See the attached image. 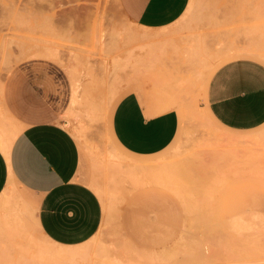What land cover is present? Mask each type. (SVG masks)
I'll use <instances>...</instances> for the list:
<instances>
[{
    "label": "rangeland",
    "instance_id": "obj_1",
    "mask_svg": "<svg viewBox=\"0 0 264 264\" xmlns=\"http://www.w3.org/2000/svg\"><path fill=\"white\" fill-rule=\"evenodd\" d=\"M54 1L51 0V10H43L48 5L45 0L25 3L34 12L25 23L0 22V118L6 115V128L14 129L12 140L22 125L4 105L3 87L15 67L42 59L21 51L23 44L37 42L50 44L52 50L57 48L60 55H65L62 59L59 52L55 51L56 55L51 50L50 59L57 61L54 55L61 58L57 62L68 73L72 89L70 101L65 100L54 114L56 120L84 143L134 158L115 145L108 132L113 107L129 87V69L134 74V84L141 86L144 79L151 81L164 107H172L170 102L174 101L179 112L180 125L174 140L151 156L164 155L169 160L191 157L192 167L187 178L158 182L144 179L137 185L130 183L124 166L117 172H104L106 193L99 195L104 216L96 239L112 248L118 264H144L147 260L138 255L146 251H166L167 258L174 256L158 264H264V184L259 183L257 170L264 162V124L245 131L229 129L212 118L204 101L206 79L218 64L240 50L255 49L264 57V0H211V6L207 3L210 0H191V10L187 9L162 36L180 45V50L169 51V62L186 58L196 63L191 81L176 83L166 82L168 74L162 70L167 67L161 66L158 76L149 71L136 74L129 67H134L128 64L131 62L125 64L129 53L134 62L139 55L133 52L148 41L145 31L123 14L118 0ZM65 12L73 17L69 26L67 18H62ZM45 17L51 18V29L41 26ZM134 33L135 37L127 39ZM111 35L118 41L116 47L108 48L104 42ZM9 59L13 60L11 64ZM117 60L123 69L118 68ZM42 72L50 76V62ZM168 97L172 101H164ZM148 98L143 100L150 101ZM236 134L250 135L244 141H227ZM224 149H233L236 155L220 158L217 154ZM252 149H258L260 156L256 157ZM89 171L90 159L86 158L84 176ZM110 174L119 178V187L111 203L113 208L108 209L112 195ZM12 215L22 219L23 229L27 221L32 234V213L26 206ZM23 238V254L30 256L35 244L29 233ZM85 263L104 264L94 245ZM19 264L31 263L24 259Z\"/></svg>",
    "mask_w": 264,
    "mask_h": 264
},
{
    "label": "crops",
    "instance_id": "obj_2",
    "mask_svg": "<svg viewBox=\"0 0 264 264\" xmlns=\"http://www.w3.org/2000/svg\"><path fill=\"white\" fill-rule=\"evenodd\" d=\"M118 2L123 14L145 31L144 38L148 41L138 47L135 54L139 53L143 61L149 58L150 63L145 61L146 65L140 67L138 64L142 61L135 56L139 63H128L134 65L129 67L136 74L149 71L151 75L160 76L161 66H172L173 70H162L168 74L166 82H190L196 63L186 58L169 62V51L180 50V45L172 40L170 44L162 36L166 34L165 29L186 14L191 0ZM161 43H166V48L163 45L166 51L159 46ZM156 44L161 53L153 51L158 50ZM229 57L206 79L207 110L212 118L229 129L258 128L264 124V57L251 52H238ZM37 58L42 59L25 61V66L15 67L3 87L2 101L22 128L7 151L0 147V262L19 264L29 259L31 264H84L94 245L104 264H118L112 248L96 239L104 216L100 196L106 193V182L102 175L107 171L117 172L124 166L133 185L144 179L158 182L187 178L192 167L191 157L169 160L164 155L151 156L174 140L180 125L178 109L169 97L164 101H172L173 106L164 107L166 104L161 102L160 93L151 88V81L144 79L141 86L134 84V74L128 69L129 87L114 105L108 132L115 145L134 158H124L120 151H101L97 145L78 140L56 120L54 114L58 108H62L65 100L70 101V78L57 61ZM49 62L50 76L42 72ZM146 96L150 101L143 100ZM247 136L236 134L227 141L236 143L246 140ZM253 149L256 157L260 156L258 149ZM217 155L230 159L236 153L233 149H224ZM86 158L90 159V171L84 176ZM258 166L259 183L264 184V162ZM118 180L110 174L108 183L112 195L108 209L113 208L111 203L116 198ZM25 206L32 213V234L27 221L23 229L22 219L12 218L14 212ZM28 233L35 244L30 256L23 254V237ZM141 253L151 255L144 264L174 258H167L166 251Z\"/></svg>",
    "mask_w": 264,
    "mask_h": 264
},
{
    "label": "bare ground",
    "instance_id": "obj_3",
    "mask_svg": "<svg viewBox=\"0 0 264 264\" xmlns=\"http://www.w3.org/2000/svg\"><path fill=\"white\" fill-rule=\"evenodd\" d=\"M45 1H47L48 2V5L47 6H45V8L43 9V10H51L50 9V7H51V3L53 2H51V0H45ZM56 1V3L57 2H59L60 4H63L64 2L62 1V0H55ZM54 1V2H55ZM67 1V0H66ZM65 1V2H66ZM207 1V0H206ZM33 2V0H0V22H3L4 24H6L7 22H13V23H15L16 25H19V24H21V23H25V22H27V21H29V20H31L30 18H31V16H33L34 14V12H33V10H32V7H28V6H26V5H24L25 3H28V4H30V3H32ZM58 3V4H59ZM207 3H209L210 4V6H211V0L209 1V2H207ZM216 3V2H215ZM245 3V2H244ZM53 4V3H52ZM59 4V5H60ZM203 4V3H202ZM57 5V4H56ZM194 5V4H193ZM207 5V7L209 8V6H208V4H205V6ZM242 5H244V4H242ZM202 6V5H201ZM205 6H202L203 7V9H204V7ZM241 6V5H240ZM58 7V6H57ZM196 7V6H195ZM197 7H199L200 8V6H197ZM201 7V8H202ZM248 7H249V5H248ZM51 8H54V7H51ZM56 8V7H55ZM191 8H192V6L190 7L189 6V8H188V10H191ZM203 9H199L200 11L199 12H202L203 11ZM250 9V8H249ZM42 10V11H43ZM91 10V9H90ZM207 10H209V9H207ZM210 10H212V9H210ZM243 10V9H242ZM197 11H198V9H197ZM214 11V10H213ZM91 12V11H90ZM198 12V13H199ZM204 12V11H203ZM213 13V12H212ZM202 14V13H201ZM208 15L210 14V12L208 11V13H207ZM207 14H205V15H207ZM241 14V13H240ZM204 14L202 15V17H204L205 16ZM201 17V16H200ZM207 19L209 18L208 16H205ZM64 20L67 18V24L65 23V21H64V23L66 24V25H68L69 26V23L73 20V17H71L70 16V14L68 13V12H65L64 14H63V17H62ZM206 19V20H207ZM211 19H212V17H211ZM50 20H51V18L50 17H45L44 18V21L41 23V26L43 27V28H48V29H51V27H50ZM209 20V19H208ZM204 22V21H203ZM67 30H68V28H66ZM117 29V28H116ZM122 29V28H121ZM126 31V30H125ZM127 31H129V29L127 30ZM138 32V31H137ZM140 33V32H139ZM137 34H132V35H130V36H128L127 37V39H132L133 37H135ZM109 38H111V39H108V40H110V41H108V40H106L104 43H105V45H107V47L108 48H110V47H112L113 48V46H115L116 47V44H117V41H118V37L117 36H115V35H111V37L109 36ZM138 38H140V37H138ZM130 39V40H131ZM137 39V38H136ZM173 40V39H172ZM166 41H168V40H166ZM122 43H123V41H121ZM160 42V41H159ZM172 41L170 40V44H172L171 43ZM124 44V43H123ZM127 44V43H126ZM145 44H148V43H145ZM151 44V43H150ZM149 44V45H150ZM165 44V48L167 47L166 46V43H161V45H159V46H161V48H163V45ZM178 44V43H177ZM154 45V44H153ZM196 45V44H195ZM158 45L156 44V48L158 49V47H157ZM145 46H143V48H144ZM150 47H152V45L150 46ZM149 46H148V48H150ZM177 46H175V48H176ZM194 47V46H193ZM209 47V46H208ZM153 48H154V46H153ZM152 48V49H153ZM161 48H160V50H161ZM165 48H163V49H165ZM29 50L27 53H26V50ZM53 48H51V45L50 44H42V43H37V42H31V43H26V44H23L22 46H21V51H22V53H24V54H26V55H30V54H32V55H34L35 57H46V58H51V50H52ZM56 49L57 48H54V50H52V52L54 53V54H56L55 53V51H56ZM195 49H196V47H195ZM199 49V48H198ZM137 50V49H136ZM135 50V51H136ZM167 49H165L164 51H166ZM200 50H202L201 48H200ZM135 51H134V53H135ZM154 52L156 51V52H158L159 51V49L158 50H153ZM152 51V52H153ZM161 51H163V50H161ZM198 51V50H197ZM57 52V51H56ZM59 52V51H58ZM57 52V53H58ZM133 52V51H132ZM144 52V51H143ZM151 52V51H150ZM154 52H153V54H154ZM156 52H155V54H156ZM236 52H238V51H236ZM239 52H251V53H256V54H260L259 53V51H255V49L254 50H240ZM133 53V54H134ZM159 53H161L160 51H159ZM196 53V52H195ZM53 54V55H54ZM130 54V53H129ZM137 54H139V53H136V55ZM143 54V53H142ZM23 55V54H22ZM57 55V54H56ZM59 55H60V52H59ZM160 55V54H159ZM261 55V54H260ZM63 56H65V55H62V53H61V55H60V57L62 58V59H65V58H63ZM124 56V55H123ZM123 56H122V58H123ZM130 56V55H129ZM150 56V55H149ZM149 56H147V57H149ZM53 58L54 57H56V60L58 61V60H60L59 58H58V56H52ZM140 57V56H139ZM139 57H136V58H138V60H141L142 61V63H140V65L138 64V66H140L141 67V65H146V62H149V61H147L149 58H147V60L145 59V61H143L142 59H141V57L139 58ZM154 57H156V56H154ZM159 57V56H158ZM128 58H130V57H128ZM127 58V60H129ZM152 58V57H151ZM200 58V57H199ZM119 59V58H118ZM123 59H125V58H123ZM122 59V60H123ZM155 59H157V57L155 58ZM126 60V63L125 64H127L128 62H131L132 64L133 63H135V65H136V62H138L139 63V61H137V60H134V62L132 61V59L130 58V61H127ZM151 60H153V58L151 59ZM13 60H8V64H11V62H12ZM64 61V60H63ZM117 63L118 62H120V61H116ZM152 62V61H151ZM61 63V62H60ZM116 63V65H119V63L117 64ZM122 63V62H121ZM120 63V64H121ZM150 63V62H149ZM153 63V62H152ZM151 63V64H152ZM156 64V63H155ZM121 65H123V64H121ZM121 65H119L120 66V69H121V67H122V69H123V66H121ZM131 65V64H130ZM115 66V65H114ZM126 66V65H125ZM124 66V67H125ZM148 66H149V64H148ZM133 67V66H132ZM143 67V66H142ZM144 68V67H143ZM113 69H116V68H113ZM139 70V69H138ZM112 71V70H111ZM114 73V72H113ZM118 74V73H117ZM166 87V86H165ZM116 102V101H115ZM114 108V107H113ZM4 115H5V113H3ZM5 119H7V117H6V115H5ZM5 119H1L0 118V147L4 150V151H7L8 150V148H9V146H10V143H11V141H12V135H13V132H14V129H12V128H6V121H5ZM6 202V201H5ZM115 204V203H114ZM14 218V217H13ZM17 218V217H16ZM15 219V218H14ZM139 254V253H138ZM147 254V255H146ZM141 253V254H139L138 256H140V257H142V258H144V259H146V258H148V259H146V260H148L149 261V257H147V256H151L150 254H148V253ZM153 259H154V257H152ZM150 260H152L151 258H150ZM155 261V260H154Z\"/></svg>",
    "mask_w": 264,
    "mask_h": 264
}]
</instances>
